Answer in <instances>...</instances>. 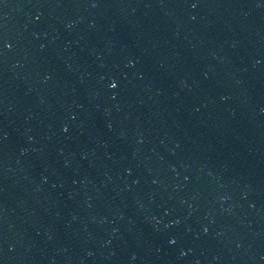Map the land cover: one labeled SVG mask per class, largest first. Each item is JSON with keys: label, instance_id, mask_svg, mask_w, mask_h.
Wrapping results in <instances>:
<instances>
[{"label": "water", "instance_id": "water-1", "mask_svg": "<svg viewBox=\"0 0 264 264\" xmlns=\"http://www.w3.org/2000/svg\"><path fill=\"white\" fill-rule=\"evenodd\" d=\"M0 264H264V0H0Z\"/></svg>", "mask_w": 264, "mask_h": 264}]
</instances>
